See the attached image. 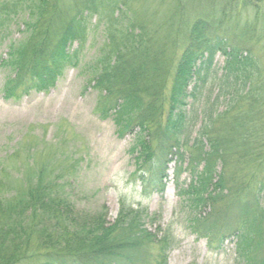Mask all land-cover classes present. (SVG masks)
I'll use <instances>...</instances> for the list:
<instances>
[{"label": "trees", "instance_id": "1", "mask_svg": "<svg viewBox=\"0 0 264 264\" xmlns=\"http://www.w3.org/2000/svg\"><path fill=\"white\" fill-rule=\"evenodd\" d=\"M61 1L0 5V40L13 26H22L24 33L9 44L1 63L9 70L6 100L49 92L71 64L74 55L66 50L83 40L93 4ZM235 1L226 0L215 21L225 19ZM241 1L242 10L248 9L250 0ZM249 7L254 11L257 3ZM219 32L216 22L198 19L178 32L179 42H170L171 53L161 45L146 46L142 31L122 37L121 47L111 35L107 67L94 80L101 91L96 112L113 120L119 139L129 137L132 177L142 194L162 193L172 169L177 193L186 195L193 209H202L187 223L209 251L217 253L235 239V264H264L258 251L264 247V101L252 87L259 67L243 35L232 39ZM218 56L224 58L219 76ZM209 77L217 88L214 97L213 89L206 90ZM232 159L255 169L247 180L242 177L237 193L218 171ZM71 197L59 181L37 177L15 202L0 198V264H167L178 246L157 215L120 201L110 223L104 207L97 213L78 211Z\"/></svg>", "mask_w": 264, "mask_h": 264}, {"label": "rangeland", "instance_id": "2", "mask_svg": "<svg viewBox=\"0 0 264 264\" xmlns=\"http://www.w3.org/2000/svg\"><path fill=\"white\" fill-rule=\"evenodd\" d=\"M82 1L85 0L61 3L72 6ZM89 1L93 6L84 27V38L69 45L66 51L74 55L71 64L47 93H32L19 101L4 98L3 86L9 70L1 63L7 59L9 44L24 36L23 27L13 26L11 33L0 40V198L13 203L37 177L44 181L54 179L60 186L68 187L78 211L97 213L104 207L110 223L118 216L120 201L159 216L162 228H170L178 242L167 264H235V239L212 253L206 242L189 229V218L202 209H193L185 201L188 197L177 193L172 169L162 193L142 194L140 184L132 177L134 164L127 154L129 137L119 139L113 120H104L96 112L101 91L94 80L107 67L106 48L111 45L107 46L106 39L111 35H116V46L121 47L122 37L142 31L146 46L158 49L161 45L171 53L174 45L170 42L174 39L179 42V31L198 19H208L216 22L219 33L225 37L235 39L243 35V43L259 67L252 87L262 93L264 101V0H250L249 6L252 1L257 3L251 12L249 6L242 10V1L237 0L225 19L219 21L213 17H222L217 13L223 10L226 0ZM11 2L0 0V5ZM19 11H23L21 7ZM216 62L219 76L224 58L218 56ZM206 84V90L213 89L214 97L217 88H213L211 77ZM223 104L221 107L225 108L226 103ZM261 138L264 140V132ZM218 171L224 172L228 187L232 186L230 189L237 193L245 183L242 177L247 180L255 169L232 159ZM256 177L259 181L262 174L257 173ZM185 179L183 176L182 180ZM186 184L189 185L188 179ZM249 185L250 190L255 189V182ZM258 251L264 253V247Z\"/></svg>", "mask_w": 264, "mask_h": 264}]
</instances>
